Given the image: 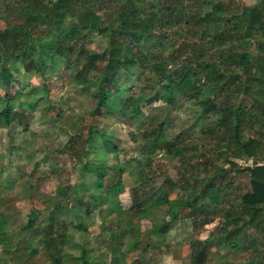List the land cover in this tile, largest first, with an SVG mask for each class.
<instances>
[{
	"label": "rangeland",
	"instance_id": "1",
	"mask_svg": "<svg viewBox=\"0 0 264 264\" xmlns=\"http://www.w3.org/2000/svg\"><path fill=\"white\" fill-rule=\"evenodd\" d=\"M220 1L229 7L262 2ZM122 2L141 14L163 4ZM74 4L76 10L64 26L31 39L26 65L0 61V69L10 73L8 79L0 74V112L11 103L10 118L0 116V264H83L82 256L88 264H262L247 245L252 228L230 208L238 194L250 191V174L243 169L253 165L251 159L228 156L236 166L227 175L233 180L217 181L219 202L206 200L193 218H180L186 197L178 188L180 175L187 171L201 179L209 167L211 175L219 167H231L208 151L223 137L216 124L222 109L232 103L213 80L223 64L215 55L206 57L215 72L200 93L190 98L178 91L171 103L163 99L165 81L150 68L124 65L115 71L108 104L98 115L95 95L107 39L95 29H82L85 11ZM6 6V0H0L2 27L8 21ZM71 22L78 31L59 50ZM231 29H214L211 38L218 40L212 53L246 51L252 61L264 53V37L230 39L226 32ZM183 35L177 32L164 41L143 38L137 47L170 67L181 59L176 49ZM82 51L98 55V60L89 67V60L80 58ZM251 103L240 97L232 106ZM89 130L94 135L85 146ZM101 133L112 145L104 144ZM66 144L84 149L83 157L74 160L63 150ZM95 164L108 167L100 175ZM117 177L120 190L112 186ZM135 187L147 197L148 209L132 207ZM236 225L242 227L234 234Z\"/></svg>",
	"mask_w": 264,
	"mask_h": 264
},
{
	"label": "trees",
	"instance_id": "2",
	"mask_svg": "<svg viewBox=\"0 0 264 264\" xmlns=\"http://www.w3.org/2000/svg\"><path fill=\"white\" fill-rule=\"evenodd\" d=\"M74 3L85 11L82 29H95L107 39L106 62L101 70L95 95L94 112L98 115L102 114L103 108L108 104L115 71L124 65L139 64L143 68H150L165 81L163 99L171 103L178 91H183L190 98H195L200 93L207 78H211L215 72L214 64L205 61L206 57L215 55L218 62L223 64L222 73L213 80L220 84L221 92L229 93L232 103L222 109L216 124V128L223 131V137L216 141L214 147L208 148V151L223 158V162L230 163L232 168L219 167L211 175L209 167L201 179L198 175L192 177L187 171L182 173L178 188L186 197L181 203L180 218H193L194 211L206 200L219 202L221 187L217 181L233 180V177L227 175L236 166L228 156L251 159L253 165L243 169L250 174V191L238 194L230 208L237 218L245 219L243 225L252 228L253 236L247 245L264 264V53L252 61L246 51L232 52L227 56H217L211 52L218 40V37L211 38V33L219 25L232 26L226 32V37L230 39L259 41L264 37V0L253 7H229L220 0H163L161 9L144 14L122 0H6L8 21L5 27L0 26V61L16 60L26 65L29 59L26 48L31 39L64 26L68 17L76 10ZM77 31V24L71 22L58 43L59 50L66 48V43ZM177 32L184 34L181 46L176 49V56L181 59L170 67L166 66L161 57L150 59L143 49L137 47V43L143 38L164 41ZM258 47L261 51V46ZM81 54L82 60H89V67L98 60L96 54H89L87 51H82ZM0 74L7 79L10 77L7 69H0ZM240 97L249 98L251 105L232 106ZM10 115L11 103H8L0 116L8 120ZM93 135L94 131L89 130L83 141L85 146ZM100 136L106 138V146L112 145L104 133ZM92 145L93 140L90 148ZM63 150L74 160L83 157L84 149L76 151L66 144ZM208 164L213 163L209 161ZM92 166L100 175L108 167L104 164ZM115 185H112L114 189L120 190L122 183L119 177ZM147 203L148 199L141 187H135L132 191V207L135 210L143 206L148 209ZM233 214L230 213L231 218ZM173 218L177 217L173 215ZM236 226L234 234L242 227ZM257 237L263 241L257 243ZM82 261L83 264H88L83 256Z\"/></svg>",
	"mask_w": 264,
	"mask_h": 264
}]
</instances>
